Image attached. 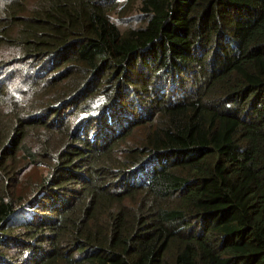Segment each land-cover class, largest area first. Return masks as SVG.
I'll return each instance as SVG.
<instances>
[{
	"label": "trees",
	"instance_id": "1",
	"mask_svg": "<svg viewBox=\"0 0 264 264\" xmlns=\"http://www.w3.org/2000/svg\"><path fill=\"white\" fill-rule=\"evenodd\" d=\"M0 264H264V0H0Z\"/></svg>",
	"mask_w": 264,
	"mask_h": 264
},
{
	"label": "rangeland",
	"instance_id": "2",
	"mask_svg": "<svg viewBox=\"0 0 264 264\" xmlns=\"http://www.w3.org/2000/svg\"><path fill=\"white\" fill-rule=\"evenodd\" d=\"M31 1H33V0H31ZM132 14H133V13L130 12V13H128V14H126V15H123V16L119 15V18L126 19V18H129ZM124 21H125V20H124ZM124 21H123V22H124Z\"/></svg>",
	"mask_w": 264,
	"mask_h": 264
}]
</instances>
